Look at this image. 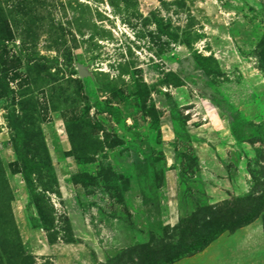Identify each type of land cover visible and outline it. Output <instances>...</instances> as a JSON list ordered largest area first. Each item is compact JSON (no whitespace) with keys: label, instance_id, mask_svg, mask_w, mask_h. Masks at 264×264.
Returning <instances> with one entry per match:
<instances>
[{"label":"rangeland","instance_id":"obj_1","mask_svg":"<svg viewBox=\"0 0 264 264\" xmlns=\"http://www.w3.org/2000/svg\"><path fill=\"white\" fill-rule=\"evenodd\" d=\"M0 264H264V0H0Z\"/></svg>","mask_w":264,"mask_h":264},{"label":"trees","instance_id":"obj_2","mask_svg":"<svg viewBox=\"0 0 264 264\" xmlns=\"http://www.w3.org/2000/svg\"><path fill=\"white\" fill-rule=\"evenodd\" d=\"M206 245H207V241L206 242H202V241H192L191 244L185 250V254H194V253H197L200 250H202L203 248H205Z\"/></svg>","mask_w":264,"mask_h":264}]
</instances>
